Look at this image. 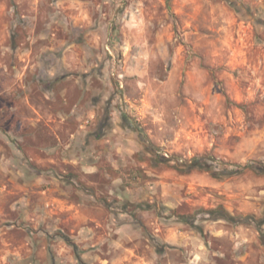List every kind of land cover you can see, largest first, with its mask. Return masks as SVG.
Here are the masks:
<instances>
[{"label": "clouds", "instance_id": "9594fccd", "mask_svg": "<svg viewBox=\"0 0 264 264\" xmlns=\"http://www.w3.org/2000/svg\"><path fill=\"white\" fill-rule=\"evenodd\" d=\"M68 6V0H0V264H79L80 256L86 264H94L100 245L109 244L111 251L116 223L132 220L135 206L149 198L146 193L137 200L122 190V164L116 167L120 175L106 171L115 157L123 160L130 152L167 156L178 171L187 172L193 166L210 168L219 177L228 176L227 166L234 165L236 172L243 174L234 182L243 179L253 191V186L264 185V179L257 180L247 171L249 166L264 167L257 164L264 161V128L245 132L239 141L226 140L224 127L231 125L236 131L235 121L221 127L219 110L206 109L203 132L198 130L189 140L176 137V129L189 123L185 110L179 107L189 92L186 85L181 87L179 74L174 72L169 79L166 62L156 60L159 52L152 54L150 62L136 55L132 59L143 66L136 73L140 79L131 85L125 79L131 75L128 57L118 61L113 56L108 61L104 53L93 55L91 49L100 47L95 33H88V51L73 44L79 30L69 28L70 22L77 23V17L66 11ZM116 6H120L119 0ZM235 11L238 18L262 30L256 21L264 20V0H235ZM44 41L48 43L42 45ZM77 50L84 55L69 54ZM118 50L113 48L112 53ZM160 80L167 86L161 87ZM205 83H215L213 69ZM195 98L202 96L197 93ZM178 151L181 154L174 156ZM102 169L106 179L100 181L99 188L90 187ZM41 186L49 194L70 199L85 214L93 212L96 202L105 197L109 207L121 210L116 219L102 220L105 230L99 233L81 228L72 237L77 244L69 246L63 239L68 236L67 228L61 226L64 221L50 195L33 200ZM19 192L25 195L19 196ZM237 195L239 199L226 209L217 208L216 214L201 211L190 217L184 225L189 241L178 243L167 235L174 226L172 220L155 222V230L148 233L152 239L145 247L177 246L152 259H159L160 264H230L238 260V250L245 243L243 233L234 235L228 221L235 217L238 223H257L246 214L259 211L257 202L264 200V191ZM117 197L121 204L114 202ZM125 200L133 203L123 207ZM153 211L170 215L168 209L156 205ZM6 221L10 226H5ZM201 228L206 246L200 239ZM217 229L224 231L218 233ZM213 237L230 238L232 246L219 244ZM245 255L253 261L257 258L250 250ZM260 259L264 264V255Z\"/></svg>", "mask_w": 264, "mask_h": 264}, {"label": "rangeland", "instance_id": "374dc122", "mask_svg": "<svg viewBox=\"0 0 264 264\" xmlns=\"http://www.w3.org/2000/svg\"><path fill=\"white\" fill-rule=\"evenodd\" d=\"M68 4L66 11L77 17V23L73 25L70 22L69 28L75 26L79 30L73 44L88 51L85 47L89 40L88 33H95V36L100 37L97 41L100 47L91 49L93 55L104 53L108 61L113 56L118 61L128 57L127 67L131 75L125 79L131 85L134 86L135 81L140 79L136 73L143 66L132 59L136 55L150 62L152 54L159 52L161 55L156 60L160 64L166 62L169 79L174 72L179 74L181 87L186 85L189 90L179 104L185 110L189 123L188 127L176 129V137L189 140L196 136L198 130L203 132L201 121L205 119L206 109L214 113L219 110L218 124L221 127L229 121H235L236 131L232 130L231 125L224 127L226 140L235 138L239 141L245 132L264 128V59L261 58L264 53V20L256 21L262 29L257 31L252 23L238 18L235 0H119V7L116 6V0H110L108 4L103 3V0H68ZM40 43L45 45L48 42ZM113 48L119 50L112 53ZM69 54L77 57L84 55V52L77 50ZM209 69H213L215 80L210 86L205 83ZM160 86H167L164 80H160ZM197 93L202 99L195 98ZM177 119L180 117L177 116ZM184 122L181 120V125ZM181 151L173 155L178 156ZM117 163L123 165L120 169L123 173L122 190L137 200L144 198L146 193L149 198L135 206L132 220L116 223V231L111 237L112 250L109 251L107 243L100 245L94 264H148L150 260L151 264H160L159 259H152L153 255L160 257L168 248L177 245H154L151 250L145 247L152 239L148 233L155 230L152 227L155 222L172 220L174 226L169 228L167 235L178 243L189 241L190 237L184 231L186 223L180 218L195 217L201 211L226 209L230 202L239 199L238 193L250 195L264 191V185L253 186V191L247 188L248 182L243 179L234 182V178L242 173L217 178L203 169L178 171L167 156L152 157L151 154L130 152V156H125L123 160L115 157L114 163L106 171L120 175L116 171ZM257 164L262 165L264 161H257ZM254 168L249 166L247 171L257 180L264 179V173L257 170L264 167ZM227 169L235 170L234 165H228ZM104 171L101 170L97 182L90 187H100V181L106 179ZM17 183L23 185L22 180ZM24 195V192H19V196ZM49 195L51 204L56 206L57 214L64 221L61 226L67 228L68 236L63 239L69 246L77 244L72 237L81 228L99 233L105 230L102 220L116 219L121 210L109 207L110 202L105 197L103 202H96L93 212L85 214L70 199L57 193L49 194L42 186L33 195V200L38 202L37 196ZM114 202L121 204L119 197ZM132 203V200H125L122 206ZM154 205L168 209L170 215L163 216L154 212ZM257 207L258 212L251 211L246 215L258 222L264 216V200L257 202ZM228 223L235 230L234 235L243 233L241 238L245 242L238 250L239 259L230 261V264H261L260 258L264 255V225ZM5 226H10L7 221ZM73 227L76 232L72 231ZM222 231L217 229L218 233ZM200 233V239L205 240L206 246L203 228ZM93 238H96L95 235ZM213 239L227 247L232 246L230 238ZM249 250L257 257L255 261L245 255ZM79 264H86L83 256L79 257Z\"/></svg>", "mask_w": 264, "mask_h": 264}, {"label": "trees", "instance_id": "16d2710c", "mask_svg": "<svg viewBox=\"0 0 264 264\" xmlns=\"http://www.w3.org/2000/svg\"><path fill=\"white\" fill-rule=\"evenodd\" d=\"M195 168L196 169H203V170L209 171L212 176L217 177V178H221L216 173L212 172V170L210 168L205 169V168H202L200 166H193V167L190 168V170L195 169ZM254 169H256V168H254ZM257 170L260 171L261 173H264V168H257ZM227 171L229 172V175L228 176H231V175H234V174L237 173L236 170H229V169H227ZM228 176H224V177H228ZM207 211H211L213 214H216V210H207ZM207 211H205V212H207ZM262 217H264V216H262ZM189 218L190 217L180 218V219H181L182 222H184V223L187 224ZM228 222H231V223L236 224V225H238V224H249V223H238V222H235V217H233L232 220L231 221H228ZM256 225H264V219L259 220L256 223Z\"/></svg>", "mask_w": 264, "mask_h": 264}]
</instances>
